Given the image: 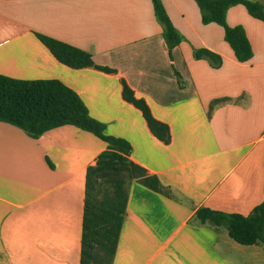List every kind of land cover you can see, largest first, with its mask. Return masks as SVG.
I'll return each mask as SVG.
<instances>
[{
	"label": "crops",
	"instance_id": "obj_1",
	"mask_svg": "<svg viewBox=\"0 0 264 264\" xmlns=\"http://www.w3.org/2000/svg\"><path fill=\"white\" fill-rule=\"evenodd\" d=\"M160 1L181 36L171 57L152 0H0V74L60 80L158 179L160 192L129 183L111 264H264L263 244H239L195 217L200 207L247 214L264 200V21L228 7L227 25L242 27L252 49L238 61L194 0ZM36 33L114 72L71 68ZM199 48L220 65L195 58ZM121 80L168 126V143L122 98ZM106 147L72 124L34 138L0 120V264H80L86 170Z\"/></svg>",
	"mask_w": 264,
	"mask_h": 264
},
{
	"label": "trees",
	"instance_id": "obj_2",
	"mask_svg": "<svg viewBox=\"0 0 264 264\" xmlns=\"http://www.w3.org/2000/svg\"><path fill=\"white\" fill-rule=\"evenodd\" d=\"M203 23L215 22L224 29V39L238 61L252 56L250 43L240 26L225 21L229 6L240 3L247 13L264 21V3L256 0H194ZM153 12L162 26V38L168 54L181 41L160 0H152ZM36 37L61 63L71 68L94 67L114 72L93 62L90 53L66 42L36 33ZM195 58H204L216 68L221 57L205 48L194 49ZM180 81V75L174 71ZM121 96L140 110L150 132L164 143L170 140L168 126L155 119L146 101L135 96L121 80ZM0 120L22 129L31 137L62 125L72 124L95 134L106 143L94 165L88 166L85 176V197L81 223L80 264H111L126 209L128 185L138 180L160 192L158 179L147 175L144 168L129 159L130 143L122 137L104 133L105 125L89 115L79 95L58 79H18L0 74ZM103 186V187H102ZM102 188V190H101ZM195 217L202 223L226 228L237 243L264 245V200L247 214L230 213L200 207Z\"/></svg>",
	"mask_w": 264,
	"mask_h": 264
},
{
	"label": "rangeland",
	"instance_id": "obj_3",
	"mask_svg": "<svg viewBox=\"0 0 264 264\" xmlns=\"http://www.w3.org/2000/svg\"><path fill=\"white\" fill-rule=\"evenodd\" d=\"M103 187V186H102ZM101 190H102V188H101Z\"/></svg>",
	"mask_w": 264,
	"mask_h": 264
}]
</instances>
